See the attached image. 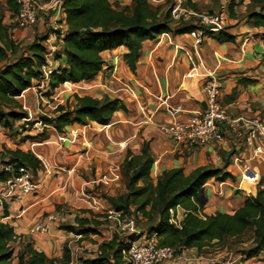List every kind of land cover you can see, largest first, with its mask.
I'll list each match as a JSON object with an SVG mask.
<instances>
[{"label": "crops", "instance_id": "1", "mask_svg": "<svg viewBox=\"0 0 264 264\" xmlns=\"http://www.w3.org/2000/svg\"><path fill=\"white\" fill-rule=\"evenodd\" d=\"M111 1L129 5L132 0ZM184 1L188 3L192 12L199 15L210 11H214L215 14L223 13L227 18L226 29L231 35L236 36L235 42L221 44L209 35L203 34L201 43L197 44L196 37L191 34L167 33L143 43L135 74L130 73L123 59L126 48L121 47L102 54L105 66L93 80L63 84L60 88H64L62 95L66 100L71 95L98 99L109 96L112 99L124 100L129 112H117L111 124L105 127L75 124L68 126L63 133H58L52 126H47L46 129L51 134L49 137L56 139L52 142L55 145L53 150L45 147L48 142L30 143L33 146L31 151L37 157L44 158L43 155H46L53 161L44 158L48 162L46 165L41 160L46 170L37 195L7 203L6 217L0 210V222L9 223L19 237L12 264H18L17 255L22 244L29 239L35 249L45 252L51 258H62L66 245L71 247L72 257L78 253V264H84L82 258L95 256L84 253L83 247H87L92 239L95 241L100 239L99 235L83 236L82 240H77L71 236V232L61 229L56 231L55 225L51 226L49 232L30 234L33 226L47 213L52 214L56 211L57 203L69 204L71 206V208L68 206L69 209L75 214L82 213L84 217L93 219H97L94 215L96 210H106L113 215L110 217L113 219L110 226L113 234L111 231V235L106 239L112 240L116 232L128 235V221L121 219V213H116L98 195L95 197L86 193L90 182L85 176L92 175L90 166L108 159L107 156L114 153L121 154L124 162L129 150L138 154L144 143L149 142L151 154L155 159L152 171L155 183L161 174L173 168H183L188 175L199 167L223 168L229 160L227 171L236 177L239 184L233 183L232 180L224 183L211 180L204 188V194L209 198L202 211L204 215H215L218 212L234 213L242 206L245 197L250 195L246 190L249 191L254 186L258 177L262 178L261 165L259 167L254 165L256 167L247 171L243 178L245 168L234 163L235 155L241 152L240 139L236 137H228L224 143L188 151L170 140L162 129L173 121L187 120L205 107L203 87L211 78H214L219 86V101L232 116L256 115L264 119V41L260 36L263 29L253 27L247 18L246 4L249 1L236 7L234 17L229 16L227 0ZM150 2L155 6L166 7L168 0ZM45 13L47 15L44 17L47 20L49 17L51 25L65 19L60 13L57 17L56 10ZM44 17H41L42 22L45 20ZM60 25L66 28L65 24ZM27 31H19L18 38L25 37ZM57 64L56 62L55 65ZM41 91L49 92V87L47 84L35 82L34 86L19 98L23 112L31 118L38 117L34 97L38 99ZM52 116L53 114L49 115ZM16 125L19 127L21 123L17 122ZM0 130V134L2 131L6 133L1 127ZM34 130H38L39 133L42 128L37 126ZM16 142L15 149L29 150V141L24 144L18 143L17 140ZM35 147L42 148L41 151L38 149L40 153L35 151ZM260 164H264V161ZM118 166L116 165L117 169ZM213 182L219 185V190H216ZM244 183L246 184L243 185ZM95 184H99L98 181ZM210 186L215 187L214 192L222 196L221 199L213 195V191V194L209 192ZM68 207L63 206L61 211ZM185 215L183 214V219ZM136 227L141 234L139 227ZM189 253L194 256L197 252L193 250ZM81 254L82 257H79ZM199 263L201 261L191 264ZM241 264H264V253L257 258L244 260Z\"/></svg>", "mask_w": 264, "mask_h": 264}, {"label": "trees", "instance_id": "2", "mask_svg": "<svg viewBox=\"0 0 264 264\" xmlns=\"http://www.w3.org/2000/svg\"><path fill=\"white\" fill-rule=\"evenodd\" d=\"M61 1L60 14L64 15L65 19L59 23L65 24L66 28L61 36V49L55 55L58 64L47 82L49 92H55L67 82L76 84L93 80L105 66L102 54L121 47L126 48L123 59L130 73L135 74L145 41L167 33L191 34L202 27L196 19L173 20L172 11L178 0H168L166 7L155 6L150 0H132L129 5H120L111 0ZM246 1L227 0L229 16L234 17L236 7L245 4ZM248 1L247 18L253 27L263 29L260 36L264 41V0ZM7 5L11 12L9 23H5L0 12V127L7 134L18 135L20 126L16 125L17 122L21 123V127L27 125L30 127L42 122L45 127L41 132L24 136L19 142L20 144L28 141L43 142V139L50 135L47 126H52L58 133H63L68 126L75 124L105 127L111 124L117 112H129L122 99H112L109 96L98 99L78 95H75L74 108L70 103L58 105L55 109L56 115L52 117L31 118L23 112L18 99L26 90L32 88L35 82L42 81L40 67L45 62L46 42L52 25L48 31L45 29L43 33L37 35L22 52L17 41L12 40L10 36L11 29L17 24L19 7L15 0H8ZM182 5L190 10L184 0ZM210 14L215 12L210 11ZM37 24L30 28L36 27ZM201 30L221 44L233 43L236 40V36L231 35L226 28L219 32L206 31V27ZM154 163L149 142L144 143L138 154L129 150L122 165L126 177V193L120 196L97 194L116 213H121V219L127 220V225L130 221L134 222L132 214L141 215L148 220L158 218V225L153 232L149 231V236L142 233L139 237H150L156 233L160 239L159 246L175 248L176 256L180 257L184 252L193 250L202 255L204 250L213 244L243 237L250 230L252 246L240 256L244 260H250L264 253L262 181L254 184L251 194L245 197L242 206L234 213L218 212L215 215H204L202 218L199 212L204 210L205 205L200 201V196L205 185L211 180L219 183L232 180L233 183L239 184L236 177L227 171L229 160L223 168L199 167L188 175L183 168H173L161 174L156 183L152 172ZM22 167L29 168L33 172L34 180L41 182L46 168L33 151H26L25 148L0 150V188L8 180L18 177L19 169ZM38 193L39 191L29 196ZM177 206L186 210L181 228L170 223V209ZM1 211L5 217L8 216L7 203L3 204ZM95 216L97 219L84 217L82 213L66 216L65 225L61 230L83 236L99 235L100 238L99 230L104 223L99 221L101 218L99 215ZM138 238L132 237L133 241ZM18 239L9 223L0 222V264H12ZM122 240L115 233L112 240H104L100 244L95 251L96 257L82 259V262L124 264L122 250L127 244ZM17 259L18 264H69L72 254L66 245L62 258H51L45 252L35 249L32 242L27 241L22 244Z\"/></svg>", "mask_w": 264, "mask_h": 264}, {"label": "built area", "instance_id": "3", "mask_svg": "<svg viewBox=\"0 0 264 264\" xmlns=\"http://www.w3.org/2000/svg\"><path fill=\"white\" fill-rule=\"evenodd\" d=\"M19 7L17 24L11 29V39L16 41L19 31L28 29L37 24L41 11H48L56 8L57 17L61 12L62 1L55 0L51 7H43L39 0H15ZM181 0H178L177 5L173 8L172 18L174 21L196 19L200 25L207 27L206 31L219 32L226 28L227 18L222 14H204L199 15L188 8L183 7ZM60 23L56 22L52 25L51 33H49L46 42L45 62L41 65L42 81L40 84H47L51 75L55 70V55L61 49V36L64 34V29ZM205 33L203 30L194 31L191 33L197 39V44L201 43V36ZM218 88L214 78L207 80L203 87L205 94V107L191 115L187 120L173 121L171 124L164 126V133L174 143L184 149H196L213 144L224 143L228 137H236L240 139L239 154L235 155L234 163L243 165L246 171L243 172L244 178L247 171L252 170L253 164H259L264 161V120L256 115H240L232 116L218 99ZM36 127L43 129L45 126L42 122L34 124ZM28 127V125H27ZM242 154V155H241ZM46 165L48 162L38 157ZM207 185H205L206 187ZM41 183L34 180L33 172L29 168L22 167L19 169V176L8 180L0 188V210L4 203H9L14 200H21L29 195H33L40 190ZM250 189L249 193L251 194ZM180 211H183L180 213ZM183 214H186L181 206L175 209H170V223L177 228H181ZM199 215L204 218V214L199 212ZM66 216H71L69 209H63L60 212H54L45 216L40 222L33 226L30 234L49 232L51 226L65 222ZM128 237L125 244L127 247L122 250V259L124 264H173L177 260H183L191 263L206 262L202 257H186L184 252L180 257L176 256L175 248L171 246H159L157 234L154 233L150 237L141 236L135 241L128 240L132 235L139 236L135 223L130 221L127 225ZM77 240H82L83 235L71 233ZM107 239H98L94 245H91L98 250L100 244ZM89 248L85 247L84 250ZM71 250V247H69ZM72 257L69 264H78V256ZM229 264H241L244 260L239 256L233 260L230 257Z\"/></svg>", "mask_w": 264, "mask_h": 264}, {"label": "rangeland", "instance_id": "4", "mask_svg": "<svg viewBox=\"0 0 264 264\" xmlns=\"http://www.w3.org/2000/svg\"><path fill=\"white\" fill-rule=\"evenodd\" d=\"M7 1L8 0H0V12H1V14H2V16L4 18L5 23H7V22L9 23V21L11 20L10 19L11 12L9 11V8H8V5H7ZM39 1H40L41 5L43 7L47 8V7H50V6L52 7L53 6L52 4L54 3L55 0H39ZM181 1H183V0H181ZM52 10L54 11V10H56V8H52V9H50L48 11L51 12ZM45 14L47 15V13H45V11H41L40 16L44 17ZM41 17L39 18V22H38L37 26L33 27V28H30L29 29L30 31L29 30L27 31V34H26L25 37H22V38L19 39L18 36H17L16 41H17V44L21 47L20 50L22 52H24L26 47L28 45H30L34 41V38L37 37V35H39L40 33H43V31L45 29L46 30L50 29L49 26L51 24H50V21H49V17H48V20L44 17L45 20L43 22L41 21ZM204 28H205V26L202 25L200 30L204 29ZM63 29H64V27H63ZM52 31L53 30H51L50 33ZM63 89L64 88H62V89L60 88V89L56 90L55 92H46V91L43 92V91H41V95L42 96L38 95V97H37L38 99H36L34 97L35 103H36L35 111L37 112V116L39 118L40 117H49L50 114H53V116H55L56 115L55 114V109H56V107L58 105H67V104L70 103L72 108L75 107V96L71 95L66 100L65 96L62 95L63 94ZM28 92H26V93H28ZM42 97L44 99H42ZM18 101H19V99H18ZM35 127H36L35 125H33V126L31 125L30 127L29 126L28 127L27 126H25V127H21L20 126V128L18 129V132H17L18 135H14V136H10L9 134L4 133L2 131L1 132L2 134H0V149H3V150L15 149V145L17 144L16 140L18 141V143H20L19 141L24 136H29V135L32 136V135H35V134L38 133V130H34ZM94 127L97 128V126H95V125H94ZM51 132H53V131H51ZM53 135L56 137L55 133H53ZM49 136L51 137V134ZM49 136L46 139L44 138L43 141L44 142H48L46 144V146H45L47 149L50 148V150H53L55 145L52 142L55 141L56 139L54 140V139L50 138ZM37 141H42V140H37ZM30 143H32V141H29V150L31 151V148L33 146H31ZM206 147H208V145ZM38 149H40V151H41L42 148H39V147L36 148L35 147V151L40 153V151H38ZM42 153H44V152H42ZM43 156L47 160L49 159V157H46V155H43ZM107 157H109V158L108 159H103L99 163H94L95 164L94 166H90L91 169H92V175L85 176V179L88 182H90V185L87 186V188H86L87 189L86 193H90V194H92L94 196L97 195V194H107V195H110V196H120L123 193H126V190H127V188H126V177H125V175L123 173V169H122V165H123V159L122 158L123 157L121 156V154L118 155L117 153H114V155L107 156ZM49 160L53 161L51 158ZM260 163L259 164H253L251 166H253L254 168L256 167L254 165H257L258 167H259V165L262 166L260 168L261 169L262 178L259 179V177H258L256 182L257 181H262L263 184H264V168H263L264 164H260ZM110 165H113L114 167L113 168L109 167ZM116 165H119L118 166L119 169H117ZM88 171L91 172L90 170H88ZM98 178H99V180H98ZM41 179H42V177H41ZM250 180H251V177H250ZM96 181H98L99 184H95ZM213 183H214L213 185L216 186V190L217 189L219 190L220 189L219 185H217L215 182H213ZM245 184L246 183H244L243 185H245ZM253 187H251L252 190H253ZM214 188L215 187L210 186L209 187V192H211V193H212V191L214 192ZM262 189H264V187ZM241 190H244V189L241 188ZM246 191L249 192L250 190L249 191L246 190ZM84 192H85V190H84ZM237 192H239V191H237ZM59 195H61V193ZM213 195H215L219 199L222 198V196H219L215 192H214ZM98 197H99V195H98ZM205 197L207 199H209L206 194H205ZM243 197H244V195H243ZM63 206H67L68 207L69 204L57 203L55 205V210L56 211H54V212H60ZM69 207L71 208V206H69ZM69 207L67 209H69ZM69 211H71V209H69ZM76 211H78V210H76ZM95 213L96 214H94V215H99V217L102 218V219L100 218L99 221L101 223H104L103 227H101L100 230H99L100 231L99 233L101 235L100 238L101 239H106L107 236L111 235L112 229L110 228V226L113 223V221H112L113 219H111L110 217L113 216V215L109 214L106 210H99V211L96 210ZM70 214L71 215H76L72 211H71ZM47 215H48V213L45 216H47ZM131 217H133L135 225H137L139 227V229L141 231L140 235H142V233H146L147 236H149L150 235L149 233L153 232L152 230H154L157 227V225H158V218H154L153 220H148L147 218H145V217H143L141 215L138 216L136 214H134V215L132 214ZM64 225H65V223H61V224L56 225L55 226V230L57 231V230L61 229V227L64 226ZM116 233L123 239L122 240L123 242L126 241V237H128V235H120L118 232H116ZM112 234H113V231H112ZM114 235H115V233H114ZM132 237L138 238L139 236L132 235V236H130L128 238V240H133ZM251 237H252V235H251L250 230H249L243 237L231 238V239H227L223 243L213 244L211 247L206 248L202 255H199L198 253H195V255L192 256V254L189 253V251H186L187 252L186 253V257L188 258V256L189 257L192 256V258H193V257H197L199 255V256L204 257L206 259L207 263L222 262V263H225V264H229L230 260H231L230 259L231 256L233 257V260H234L235 258L239 257L244 251H246V249H249L252 246V244L250 242ZM157 239H158V242H160V239H159L158 236H157ZM29 241H30V239H29ZM105 241H107V240H105ZM89 242H90L88 244L89 248H87L84 253H86L88 255H93V254L96 255V253L94 251L95 248L93 246H91V245H94V243H96V241L94 239H92ZM85 247H83V248L85 249ZM177 255H179V254H177ZM79 257H82V254L79 255ZM175 263L176 264H191V262H187V261H183V260H177ZM175 263H173V264H175Z\"/></svg>", "mask_w": 264, "mask_h": 264}, {"label": "water", "instance_id": "5", "mask_svg": "<svg viewBox=\"0 0 264 264\" xmlns=\"http://www.w3.org/2000/svg\"><path fill=\"white\" fill-rule=\"evenodd\" d=\"M200 201H202V203L204 204V205H206V203H207V198L205 197V194H204V188H203V190H202V192H201V196H200Z\"/></svg>", "mask_w": 264, "mask_h": 264}]
</instances>
